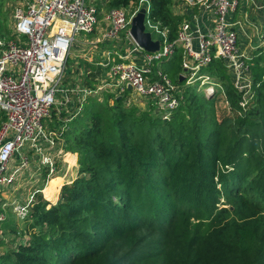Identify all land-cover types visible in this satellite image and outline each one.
<instances>
[{
	"label": "trees",
	"instance_id": "obj_1",
	"mask_svg": "<svg viewBox=\"0 0 264 264\" xmlns=\"http://www.w3.org/2000/svg\"><path fill=\"white\" fill-rule=\"evenodd\" d=\"M149 1V19L174 41L184 20L175 0ZM5 30L0 20V36L12 37ZM182 60L176 47L156 62L178 86L169 119L150 100L140 109L112 92L77 103L63 138L79 174L57 203L38 193L24 220L6 217L0 264H264V58L246 110L223 60L202 69L223 85L209 96L180 81ZM5 119L0 111V127Z\"/></svg>",
	"mask_w": 264,
	"mask_h": 264
},
{
	"label": "built area",
	"instance_id": "obj_2",
	"mask_svg": "<svg viewBox=\"0 0 264 264\" xmlns=\"http://www.w3.org/2000/svg\"><path fill=\"white\" fill-rule=\"evenodd\" d=\"M179 1L187 5L196 2ZM201 3L213 10L215 18L208 31L199 32L198 49L193 46L195 32L188 22H183L174 41L168 40L166 33L162 34L161 49L147 53L143 65L118 61L110 66L114 86L124 84L121 89L124 91L131 84L138 96L151 98L164 119H169L180 105L178 86L161 70L153 76V64L170 59L176 47L183 49L182 74L187 85L198 84L207 96L223 91L222 83L215 76L202 72L213 60L221 59L232 73L234 87L241 94V107L248 109L255 97L253 82L248 74L250 63L240 51L238 35L230 21V14L237 8L238 0H201ZM134 15L130 16L123 7L108 10L102 17L107 24L106 35L117 39L127 29L129 39L135 42L129 32ZM13 16L12 37L0 36V110L6 116L0 128V231L1 223L7 217L5 204L1 203L4 187L12 182L6 177V172L13 156L30 145L42 154V162L50 165V172L56 173L40 141L46 139L51 144L56 143L53 135L45 133L43 123L56 104L57 95L77 91L81 103L89 96L101 98V88L64 90L61 86L66 58L76 34L94 33L102 21L95 4L87 0H20ZM148 21L147 18V27ZM154 29L159 31L157 23H154ZM137 49L142 48L135 42L134 50ZM22 164L25 167L30 165L27 155L23 157ZM34 201L35 198H31L29 202L14 204L13 209L19 219L24 220L30 214Z\"/></svg>",
	"mask_w": 264,
	"mask_h": 264
},
{
	"label": "crops",
	"instance_id": "obj_3",
	"mask_svg": "<svg viewBox=\"0 0 264 264\" xmlns=\"http://www.w3.org/2000/svg\"><path fill=\"white\" fill-rule=\"evenodd\" d=\"M107 1L109 0H103L101 2L106 3ZM143 1H145V4L150 8V1L141 0V2ZM195 1V4L187 5L181 3L179 0H175L172 10L176 14L183 15V22H188L190 24L191 30L195 32L193 46L195 49H198L199 32L204 33L208 31L213 26L215 17L213 10L206 8L201 3V0ZM107 11L108 10L103 9L99 13V16L101 14V19ZM230 21L232 22L233 29L238 35L240 51L247 57V61L250 63V71L248 74L254 84L253 67L256 64L255 60L258 56L264 58V0H238L237 8L230 14ZM153 23L159 25V31L154 32L149 30L152 32L155 39H161L163 33L168 35V28L161 27L158 22ZM106 31L107 24L102 19L98 29L94 33L89 34V37L84 41L79 42L75 38L71 45L72 50L76 49L74 48L75 44V46L79 44L82 46L84 44L86 45L85 47H87V49L85 47L83 49L86 51L83 58L75 54L79 57L78 65L82 71L69 70L67 74L65 73V80L63 76L61 86L64 90L90 87L86 85V81L89 79L94 85L93 87L91 86V88H101L99 95H102V92H112L119 95V98L123 97L127 103H130V101L134 102V97L127 94V91L130 90L128 86H126V91L118 90L117 87L114 86L115 80L111 74L110 66L118 61L143 65L146 63L147 53L150 52L143 49L134 50L135 42L129 39L127 30L122 31L117 39H110L106 35ZM154 34L157 35V37L154 36ZM91 50H98L99 53L94 56ZM154 66L157 67V70L153 76H156L158 70L162 71V69L156 62L153 64V68ZM70 72H78V77L83 76L86 80L85 83L76 82L75 80L71 82L67 76ZM182 73H184V69ZM230 74L233 79L231 72ZM168 78L170 79V77ZM131 91L135 93L134 96L136 97V92L133 89H131ZM202 93H204L203 89ZM75 97L77 99L76 101ZM141 100H150L152 102L151 98H141ZM79 101H81V96L77 91L59 93L56 102L57 108L53 106L50 115L44 119V131L48 135H53L52 137L55 139L56 143L51 144L48 140L41 139L40 144L43 152L50 158V162L55 167L56 173L50 172V165L42 162V154L37 152V150L33 149L30 145L24 146L21 151L11 159L6 177L10 180L12 179V182L7 183L4 187L7 189L3 192L7 216L14 213L13 206L16 202H29L31 198H35L38 193L43 195L48 201L47 206L50 207L57 203L63 185L71 183L78 176L80 167L78 163V154L65 148L63 132L71 116L77 113L81 108V106L78 107L77 105ZM64 121L65 124H63ZM25 155H27L30 160V165L28 167L22 164ZM8 206L9 208L7 209Z\"/></svg>",
	"mask_w": 264,
	"mask_h": 264
},
{
	"label": "rangeland",
	"instance_id": "obj_4",
	"mask_svg": "<svg viewBox=\"0 0 264 264\" xmlns=\"http://www.w3.org/2000/svg\"><path fill=\"white\" fill-rule=\"evenodd\" d=\"M101 2L103 0H87L88 3H93L95 4L97 7H98V2ZM20 3V0H0V20L2 22L3 25H5L6 27V30H5V34L7 33H10V36L13 35V31H12V25H13V22H14V12L16 10V7L19 5ZM146 3L145 1L141 2L139 6L136 7V5L132 4V5H128L126 7H123L127 10V12L129 13V15L131 16L132 14H136V10H139L141 8V6ZM105 4V3H104ZM99 9V8H98ZM148 30H152L154 32H156V30L154 29V23L152 21H148V27H147ZM89 34L87 33H84V32H78L76 34V39L80 42V41H84L88 36ZM154 36L157 37V35L154 34ZM76 42V41H75ZM78 44V43H77ZM76 45V44H75ZM74 45V50H72L71 48V52L70 54H68L67 58H66V65H65V70H64V80H65V73L67 74V72H69V70H80V66L78 65V59L79 57H77L75 54H78L80 55L82 58L85 56L86 54V51H84V47L86 45H82L80 46V44L78 46H75ZM87 49V47H85ZM132 48V47H131ZM93 55L96 56L99 51L98 50H91ZM73 55V56H72ZM73 60V61H72ZM78 72H75V73H69L67 76L69 77V80L72 81H76V82H82V83H85V79L83 76H80L78 77L77 75ZM101 82V81H100ZM195 85V84H194ZM124 88V84H121L119 87H117L118 90H121ZM197 90L199 92H202V88L197 85ZM107 92H102L101 96H105ZM127 94H129L130 96L134 97V102L133 101H130V103L128 102V104H135L136 106H138L140 109H145L147 108V106L149 105V101L148 100H141V98L143 97H140V96H137L136 97L134 96L135 93L131 90H128L127 91ZM58 96V95H57ZM114 100H110V102H113ZM150 106V105H149ZM251 106V105H250ZM57 108V104L54 105V108ZM250 108V107H249ZM7 189V188H6ZM4 188V190H6ZM4 203V200L2 201L1 205ZM226 207H229L228 204L224 205ZM9 208V206L7 207V209ZM4 212L7 214V210H6V206L4 207ZM20 222V221H19ZM2 230L0 231V239L1 238H4L3 235H2ZM22 238L21 237H17V241L21 240ZM6 250V247L5 246H0V253L4 252Z\"/></svg>",
	"mask_w": 264,
	"mask_h": 264
},
{
	"label": "water",
	"instance_id": "obj_5",
	"mask_svg": "<svg viewBox=\"0 0 264 264\" xmlns=\"http://www.w3.org/2000/svg\"><path fill=\"white\" fill-rule=\"evenodd\" d=\"M147 18L148 6L147 4H143L133 16L129 32L137 45L147 52L154 53L161 49L162 41L159 38L155 39L152 32L147 30ZM184 78V74H181L180 81H183ZM128 88L130 90L133 89L131 84L128 85Z\"/></svg>",
	"mask_w": 264,
	"mask_h": 264
}]
</instances>
